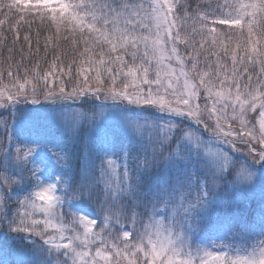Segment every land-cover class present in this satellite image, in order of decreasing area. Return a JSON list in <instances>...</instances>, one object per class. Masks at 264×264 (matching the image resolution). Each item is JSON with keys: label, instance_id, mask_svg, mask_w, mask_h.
<instances>
[{"label": "snow or ice", "instance_id": "snow-or-ice-1", "mask_svg": "<svg viewBox=\"0 0 264 264\" xmlns=\"http://www.w3.org/2000/svg\"><path fill=\"white\" fill-rule=\"evenodd\" d=\"M0 109V264H264V0H0Z\"/></svg>", "mask_w": 264, "mask_h": 264}, {"label": "trees", "instance_id": "trees-1", "mask_svg": "<svg viewBox=\"0 0 264 264\" xmlns=\"http://www.w3.org/2000/svg\"><path fill=\"white\" fill-rule=\"evenodd\" d=\"M188 2L192 5V9L194 10L195 9V7H196V4H198V3H203L204 2V0H188ZM10 23V22H9ZM8 26H9V24H5L4 25V27H5V29H7L8 28ZM36 30H37V27H36V24L35 23H33L32 24V26H31V32H32V34H33V47L35 48V40H36V37H35V32H36ZM28 31V28H27V26H25L23 23L21 24V27H20V32H21V41L17 44V48L18 47H20V46H25V45H23V40H22V37H23V35L26 33ZM43 34L44 33H42V35H41V53H43V47H42V45H43ZM5 35H7V37H8V46H11V41H12V39H13V33L11 32V31H6L5 32ZM26 47V46H25ZM62 47V49H64V50H66L67 49V46L66 45H62L61 46ZM6 54V53H5ZM16 58H18V54H17V57ZM51 59V55H49V60ZM71 59V57L70 56H65L64 57V64L65 65H67L68 64V62H69V60ZM46 68H47V65L45 64V63H41V71H44V70H46ZM72 75H73V79L71 80V81H69L67 78H65V86H66V88H71V87H73V86H75L76 85V83H77V81H76V79H75V76H76V73H75V65H73V73H72ZM5 82H7L6 81V79H5ZM29 107H31V106H29ZM87 105H84L83 106V108H78L77 110H86L87 109ZM2 112H4V109H0V113H2ZM3 128V124L2 123H0V129H2ZM53 134L54 135H58V133H56L55 132V129H53ZM79 155V146H77V148L74 150V156H78Z\"/></svg>", "mask_w": 264, "mask_h": 264}, {"label": "rangeland", "instance_id": "rangeland-1", "mask_svg": "<svg viewBox=\"0 0 264 264\" xmlns=\"http://www.w3.org/2000/svg\"><path fill=\"white\" fill-rule=\"evenodd\" d=\"M203 103V101H201Z\"/></svg>", "mask_w": 264, "mask_h": 264}]
</instances>
